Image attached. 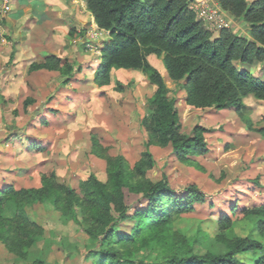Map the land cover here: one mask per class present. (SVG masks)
<instances>
[{
    "label": "trees",
    "instance_id": "16d2710c",
    "mask_svg": "<svg viewBox=\"0 0 264 264\" xmlns=\"http://www.w3.org/2000/svg\"><path fill=\"white\" fill-rule=\"evenodd\" d=\"M85 1L97 25L111 35L102 51L96 84L109 85L113 69H133L156 87L150 113L141 120L148 135L147 148L131 165L124 155L109 153L110 148L92 134V153L107 163L105 181L92 173L78 191L53 175L43 176L40 188L2 187L0 243L19 258L27 257L28 249L45 239V228L35 224L29 214L42 203L61 211L65 221L73 219L85 228L89 243L84 247L77 244L68 257L85 248L84 260L94 264H249L240 257L244 254L255 255V264H264V255L256 256L264 251V203L242 209L263 240L237 235L230 217L223 216L218 240L228 251L217 253L173 220L174 215L191 212L196 203L206 202V194L196 184L183 187L182 193L183 189H174L166 177L155 181L148 175L155 165L153 145H171L181 162L199 166L193 157L209 151L206 133L213 130L200 123L190 133L182 130L176 99L168 95L163 72L186 92L185 101L192 107H233L248 129H255L244 99L253 95L264 100V79L250 69L258 63L264 66V0H221L228 15L248 23L250 34L223 28L215 37V31L208 30L191 8L192 0ZM153 55L163 58V71L153 64ZM32 68L59 71L64 87L81 70L77 62L53 55L34 62ZM118 88L123 89L121 82ZM30 102L28 98L25 104ZM256 127L264 135V117ZM126 188L142 194L146 204L131 212ZM200 246L206 252L196 249ZM27 264L47 263L37 257Z\"/></svg>",
    "mask_w": 264,
    "mask_h": 264
},
{
    "label": "rangeland",
    "instance_id": "374dc122",
    "mask_svg": "<svg viewBox=\"0 0 264 264\" xmlns=\"http://www.w3.org/2000/svg\"><path fill=\"white\" fill-rule=\"evenodd\" d=\"M19 1H10V10L6 11L5 0H0V189L7 185L40 188L43 176L53 175L59 182L78 191L92 173L105 181L107 163L92 153V134L103 146L110 148L109 153L122 154L134 165L147 148L148 135L141 120L150 113V98L156 87L145 75L133 69H113L112 81L106 86L93 81L103 48L111 42V35L109 31L97 28L81 0H77V7L83 30L77 24L80 32H75L72 38L73 42L78 38L85 39L84 49H77V42L72 48L56 28L52 36L44 39L49 56L63 60L76 58L82 65L83 72L77 75L78 80L74 82L73 79L72 84L64 87L59 71L32 68L34 62L45 60L32 59L30 47L39 41L36 30H42L46 24L41 28L39 22L26 34L31 19L20 16L23 4ZM227 20L237 33L250 34L248 23L230 15ZM220 30H215L214 37ZM38 48L37 51L41 50L43 54L41 44ZM13 51L14 58L10 60ZM152 57L153 64L163 70V58ZM250 69L264 79L262 63ZM164 73L170 89L168 95L176 99L182 130L190 133L199 123L213 129L206 133L209 151L193 157L199 166L181 162L171 145L151 147L155 158V165L148 173L151 179L157 181L166 177L177 190L196 184L207 197L206 202L196 203L191 212L174 215L176 226L217 253L228 251L218 240V235L223 233L220 229L223 216L230 217L229 224L237 235H253L263 240L258 230H253L254 224L244 216L242 209L264 201V135L256 130L264 117V102L253 95L244 99L247 115L256 123H253L255 129L250 130L236 110L232 114L227 112L231 121L227 123L220 120L215 108L192 107L185 101L186 93ZM118 82L122 83V90L118 88ZM59 94H63V98H59ZM27 97L33 99L28 105L25 104ZM235 118L236 123L233 122ZM125 194L131 212L146 204L142 194L128 188ZM29 214L35 224L45 228V239L32 245L27 257L22 259L0 243V264H27L37 257H43L47 264H94L92 260H84L85 248L72 257L67 256L77 244L84 247L89 243L85 228L79 222L65 221L61 211L49 204L41 203ZM196 249L206 252L201 246ZM263 255L264 251L256 254L257 257ZM240 257L249 264L256 262L252 254Z\"/></svg>",
    "mask_w": 264,
    "mask_h": 264
},
{
    "label": "crops",
    "instance_id": "0c3cea01",
    "mask_svg": "<svg viewBox=\"0 0 264 264\" xmlns=\"http://www.w3.org/2000/svg\"><path fill=\"white\" fill-rule=\"evenodd\" d=\"M81 1H82L83 6H86V12H88V14L92 17V20L95 21L94 17L91 15V13L87 9L86 1L85 0H81ZM19 2L22 3L24 6V7L23 6L21 7L22 14L20 16L22 17L24 15L23 17H26V18H27V16H29V19H31L30 25L28 26L29 28L26 27V31L28 32L26 34H29L30 27L36 26L39 22H41V24L39 25V27H41V28H42L43 24H46L43 26L42 30L37 31L35 29L37 34H38V37L36 39H38L39 41H36L37 43L36 44L34 43L33 46L30 47V49H33V54H31L33 56L32 59H34V60H37L38 58L43 59V58L49 56L50 52L45 47L47 45L46 44L47 41L45 42L44 39H46V37H48V36H52L55 28L61 32V35H63V38H65V41H69V43L72 44V48H74L73 44L77 42L76 43L78 45L77 49H79L80 47L84 49L83 45L86 43L85 39L83 40V39L78 38L77 40H75V42H73L74 40L72 38V36L74 35L75 32H77V31L80 32V29L77 28L78 25H80V27L82 26L81 30H83V24L81 23L82 19H79L80 17H78L81 14H80V9H78V7H77V0H20ZM6 13H8V12H6ZM25 21H26V19H25ZM60 21L63 22V24H61ZM97 28H99V26ZM72 29L74 30V33H72L73 35H70V31ZM47 30H49L50 34H47L49 32L46 33ZM31 34L34 35L35 31L32 30ZM40 44H41L42 48L44 49L43 54H42L41 50H40V52L37 51V49H39L38 47ZM85 45H87V44H85ZM77 49L75 51V54L77 52ZM153 58L154 57L151 56V59H153ZM73 61L78 63L76 58H74ZM100 63H101V61H100ZM78 64L81 66V70L79 72H77V75H80L83 72V68H82V65L80 63H78ZM45 70H48L50 72L54 71V70H49V69H45ZM97 70L98 69L95 70V74H96ZM139 73H141V72H138V74ZM95 74L93 77L94 82H95ZM77 75L74 78V82L76 80H78ZM163 75L165 78H167L164 72H163ZM70 84H72V83H70ZM250 96H252V95H250ZM61 97L63 98V94H59V98H61ZM28 98L31 99V97H27L26 99H28ZM259 101H262V100H259ZM32 102H33V99H31L30 103H32ZM262 102H264V100ZM215 110H217V109H215ZM233 110H235V108H233V107L222 109V110H217L216 115L219 116L220 120L223 119L225 122L230 123L231 121H230V119H228L227 112H228V114H232ZM233 122L236 123L237 119L235 118V120ZM229 126H230V128L233 127L230 124H229ZM260 169H262V168H260ZM262 177L264 180V175ZM263 180H261V182ZM260 203H264V201L260 202ZM260 203H258V204H260Z\"/></svg>",
    "mask_w": 264,
    "mask_h": 264
},
{
    "label": "built area",
    "instance_id": "2783aa9c",
    "mask_svg": "<svg viewBox=\"0 0 264 264\" xmlns=\"http://www.w3.org/2000/svg\"><path fill=\"white\" fill-rule=\"evenodd\" d=\"M11 0H5V10H10ZM191 8L195 11L198 18L202 20L208 30L215 31L216 29L233 28L227 20L228 14L221 6V0H192Z\"/></svg>",
    "mask_w": 264,
    "mask_h": 264
},
{
    "label": "clouds",
    "instance_id": "9594fccd",
    "mask_svg": "<svg viewBox=\"0 0 264 264\" xmlns=\"http://www.w3.org/2000/svg\"><path fill=\"white\" fill-rule=\"evenodd\" d=\"M12 1V0H11ZM100 28V27H99ZM101 30H104V29H101Z\"/></svg>",
    "mask_w": 264,
    "mask_h": 264
}]
</instances>
